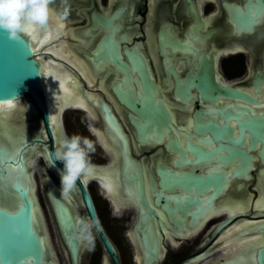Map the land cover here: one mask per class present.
Returning <instances> with one entry per match:
<instances>
[{
	"label": "flooded vegetation",
	"instance_id": "flooded-vegetation-1",
	"mask_svg": "<svg viewBox=\"0 0 264 264\" xmlns=\"http://www.w3.org/2000/svg\"><path fill=\"white\" fill-rule=\"evenodd\" d=\"M49 27L59 37L37 52L24 35L31 41L34 59L60 63L72 76L74 85H70L88 110L69 103L59 118L57 137L47 103L46 119L28 95L14 102L9 119L0 115L4 119H0V208L21 202L15 189L31 191L49 235L55 231L62 244L66 264L74 262L64 236L66 227L60 222L59 202L70 205L77 215L89 216L84 191L104 231L96 234L94 250L82 246L78 264H259L256 255L264 248V232L257 230L264 224V214H258L261 208L253 204L222 227L230 213L206 221H193L189 215L168 216L153 202L149 177L158 190V168L179 172L201 166L181 164L182 155L193 158L186 141L199 144L197 139L204 137L193 130L196 111L203 115L202 123H225L214 113L224 109L247 108L252 117L264 115V0H52ZM61 45L69 54L59 58L53 53ZM211 73L214 85L238 91L252 101L205 96L202 85L205 79L211 83ZM147 91L154 102L142 108L160 104L170 118L169 128L163 127L158 135L152 129L140 133L145 118L134 110L141 107L139 100ZM228 124L236 137V121L229 119ZM65 134L88 137L96 145L91 155L94 174L86 181L81 178L68 200L61 196L58 170L63 163L56 161L50 167L55 147ZM244 134L247 140L248 132ZM258 150L250 153L249 178L231 181L234 188L242 185L246 192H241V202H247V192H252L255 203L264 190V158ZM107 166L115 170L122 205L113 203L115 199L101 183L100 172ZM124 175L142 176L152 213L141 214L144 206L129 192ZM244 223L251 225L239 230ZM72 224L66 229L69 234Z\"/></svg>",
	"mask_w": 264,
	"mask_h": 264
},
{
	"label": "water",
	"instance_id": "water-1",
	"mask_svg": "<svg viewBox=\"0 0 264 264\" xmlns=\"http://www.w3.org/2000/svg\"><path fill=\"white\" fill-rule=\"evenodd\" d=\"M147 86L151 87L152 84L147 82ZM202 92L211 100H216L219 95H223L227 98L252 101L238 91L214 85L212 73L211 83L209 79H205ZM24 95L29 96L32 103L47 119L48 112L45 104L47 97L42 65L34 59L29 39L24 36L19 40L9 39L6 32L0 31V103L15 102ZM127 99L131 101L130 97ZM153 102V98L147 91L139 100L141 107L134 109L145 118L140 128L142 134L152 129L158 135L163 127L169 128L167 122L170 118L162 108L160 109V104L156 108H142V104ZM248 111L250 110L247 108H237V111L224 109L214 112L225 121L223 124L215 121L202 123L200 119L203 115L198 111L194 113L196 118L194 133L204 137L197 139L199 144L186 141V150L193 155V158L188 159L182 155L181 164L201 166L198 169L191 167L187 171L179 172L158 168L157 174L160 178L158 190L149 177L153 202L160 206L168 216L178 214L185 217L189 215L193 221L198 219L206 221L213 212L243 205L242 213L250 209L253 204L255 209L261 208L259 215L264 214V190H261L263 193L260 200L255 203L251 202L254 199L252 192H247V202H241L242 193H246L242 191L243 186L238 185L234 188L231 184L234 179L249 178L248 172L253 159L251 152L258 148V152L264 158V115L252 117ZM109 118L116 126L110 115ZM229 119H234L237 123L238 135L236 137L233 136V129L228 124ZM155 125L156 128H154ZM116 130L121 135L119 129L116 128ZM55 131H57L55 132V137H57L59 130ZM245 131L249 135L247 140ZM207 134H209L208 137H206ZM234 165L239 168H235ZM204 166L206 170H203ZM124 176L130 185L129 192L144 206L145 211L141 214L152 213V208L146 203L142 176ZM100 177L101 180L115 182L120 194V185L116 179L115 170L111 166L102 168ZM134 182L137 186H134ZM14 192L21 202H9L7 207L0 212V264H59L37 200L27 189H15ZM83 199L89 217H97L86 191L83 192ZM59 214L61 224L66 229L71 224L69 220L73 219L74 223L77 216L74 209L64 202H59ZM237 217L239 214L230 213L229 219L221 223L220 227ZM203 223L200 224L199 229ZM250 225V223H244L239 225V228H246ZM66 229L64 236L70 246L73 262L78 264V252L83 244L71 240V234ZM257 230L264 232V224L257 227ZM101 238L107 250L113 253V247L104 234H101ZM256 260L259 264H264V248L258 250Z\"/></svg>",
	"mask_w": 264,
	"mask_h": 264
},
{
	"label": "clouds",
	"instance_id": "clouds-1",
	"mask_svg": "<svg viewBox=\"0 0 264 264\" xmlns=\"http://www.w3.org/2000/svg\"><path fill=\"white\" fill-rule=\"evenodd\" d=\"M52 0H0V31L6 32L9 39L19 40L34 30L46 31L49 27V5ZM66 14V13H65ZM91 130V129H90ZM93 140L79 134L59 139L53 153V161L63 163L60 175L61 196L68 200L77 188V182L84 176H92L96 166L91 155L95 153ZM47 159V157H45ZM35 163V162H33ZM104 231L98 217L77 215L72 224L70 239L94 250L96 234Z\"/></svg>",
	"mask_w": 264,
	"mask_h": 264
},
{
	"label": "bare ground",
	"instance_id": "bare-ground-1",
	"mask_svg": "<svg viewBox=\"0 0 264 264\" xmlns=\"http://www.w3.org/2000/svg\"><path fill=\"white\" fill-rule=\"evenodd\" d=\"M59 24V23H57ZM63 24V23H62ZM60 25V24H59ZM63 28V27H62ZM69 31V30H68ZM67 31V32H68ZM66 34V33H65ZM74 34V33H72ZM71 34V35H72ZM26 36L29 37V39L35 44L34 45V51H38L42 46L48 45L50 42H52L53 40L57 39L59 37L58 31L52 27H48V29L46 31L44 30H34L32 33L30 34H26ZM69 36V34L67 35ZM75 38V35H74ZM30 41V42H31ZM64 42V41H63ZM62 44V43H61ZM49 46V45H48ZM70 46V45H69ZM72 47V46H71ZM67 48V47H66ZM50 49V48H48ZM56 50H58L59 52L61 51V54H59V52H54L53 54H55L57 57L62 58V56L64 55H68L69 53L66 51L65 49V45H61L59 47V49L57 48ZM70 50V49H69ZM50 51L53 52L52 48L50 49ZM72 53V51H70ZM77 52V51H75ZM74 54V53H72ZM77 54V53H76ZM66 57V56H65ZM68 58V57H67ZM70 58V57H69ZM40 60V59H39ZM73 60V59H72ZM81 60V59H79ZM71 61V60H70ZM75 61V60H74ZM78 61V60H76ZM72 62V61H71ZM41 65H42V72H43V78H44V84H45V91H46V97H47V103H48V109L49 112L51 114V123H55L56 124V128L58 129V122H59V118L64 110V108L69 104V103H80L81 102V98H79L77 96V91H74V87L71 86L70 84L74 85V81L71 78L72 76L64 70V67L60 64V63H56V62H52L49 58L44 59L43 61L41 60ZM75 64V62H73ZM85 63V62H83ZM77 64V62H76ZM89 64V63H88ZM79 66V64L77 65ZM90 66V65H89ZM82 68V67H81ZM87 68V67H85ZM84 69V68H83ZM82 69V70H83ZM88 69V68H87ZM86 69V70H87ZM81 70V71H82ZM89 72V70H87ZM70 72V71H69ZM87 72V73H88ZM93 73V72H92ZM89 75V74H88ZM86 75V77L88 76ZM91 77V76H90ZM76 80V79H74ZM94 80V79H93ZM91 84V81H89ZM233 82V81H232ZM79 83V82H78ZM94 84V83H93ZM65 89H67V92L65 91ZM92 96V94H89ZM98 99V98H97ZM83 100V99H82ZM96 100V99H95ZM93 101V100H92ZM21 102V101H20ZM19 102V103H20ZM85 102V101H83ZM94 102V101H93ZM95 103V102H94ZM14 102H7V103H0V115H4L6 120L9 119V116L12 112V108H14ZM96 104V103H95ZM20 106V105H19ZM72 106V105H71ZM74 106V105H73ZM117 106V105H116ZM118 109V108H117ZM120 113V112H119ZM121 114V113H120ZM27 115V113H26ZM23 116V115H22ZM27 117V116H26ZM29 117V115H28ZM57 118L56 121L53 120V118ZM2 117H0L1 119ZM3 119V118H2ZM4 120V119H3ZM3 122V121H1ZM9 124V123H8ZM7 124V125H8ZM5 125V126H7ZM4 126V125H3ZM9 127V125H8ZM16 130V129H15ZM14 132V131H13ZM101 134V133H100ZM12 135V134H11ZM103 137V136H101ZM106 138V137H105ZM105 141V140H104ZM102 142V141H101ZM108 142V141H107ZM106 142V144H107ZM103 144V143H102ZM104 146V145H102ZM106 147V146H105ZM108 147V146H107ZM106 149V148H105ZM111 149V148H110ZM113 149V148H112ZM114 150V149H113ZM116 150V149H115ZM114 150V151H115ZM114 161V160H113ZM90 179V178H89ZM109 181L106 180H101L102 185L104 186V188L106 189L107 194H109V196L112 197V199H115V202H113L116 205H122L124 204V202H118L120 200H122L119 191L117 189V186L115 184V182H112L115 185V191L113 193H109L108 189L105 187L106 183ZM57 194V193H56ZM54 195V194H53ZM52 195V196H53ZM54 197V196H53ZM52 198V197H51ZM55 199V198H54ZM53 199V200H54ZM57 200V199H56ZM54 200V201H56ZM109 200V199H108ZM257 200H260L257 199ZM53 201V202H54ZM58 201V200H57ZM65 203V202H64ZM69 203V202H68ZM53 204V203H52ZM55 205V203H54ZM125 206V205H124ZM123 207V206H121ZM127 208V207H126ZM243 205L240 206H236V207H232V208H228V209H224V210H220V211H216L213 212L212 216H220L222 214H226V213H231V214H240L242 211ZM56 210V209H55ZM51 211V210H50ZM57 213V211H56ZM52 215V213H51ZM66 217L69 218L66 214ZM210 217V218H211ZM60 218V217H59ZM209 218V219H210ZM212 219V218H211ZM61 220V219H60ZM59 220V221H60ZM209 221V220H208ZM61 222V221H60ZM72 224V223H71ZM70 224V225H71ZM62 225V224H61ZM64 226V225H63ZM201 229V228H200ZM237 229V228H236ZM235 229V230H236ZM240 230V228H238ZM231 231H228V234ZM232 234V233H231ZM226 235V234H225ZM192 236V235H191ZM230 236V235H229ZM131 237V236H130ZM168 238V237H167ZM173 239V238H172ZM175 240V239H174ZM236 239H234L233 241H235ZM253 241V240H252ZM176 242V241H175ZM251 242V241H250ZM227 244V243H226ZM68 254V252H67ZM136 254V253H135ZM161 255V254H160ZM69 256V255H67ZM137 258V257H136ZM66 259V258H65ZM196 262V260H195ZM208 262V261H207Z\"/></svg>",
	"mask_w": 264,
	"mask_h": 264
},
{
	"label": "rangeland",
	"instance_id": "rangeland-1",
	"mask_svg": "<svg viewBox=\"0 0 264 264\" xmlns=\"http://www.w3.org/2000/svg\"><path fill=\"white\" fill-rule=\"evenodd\" d=\"M102 205L105 207V203ZM79 212H83V211L80 210ZM123 213L127 214V212H123ZM50 236H51L50 238H52V240H53L52 245H53V249L55 251V254L57 256L58 261L60 262V264H66L65 263L66 261H65L64 255H63V251H62L63 250L62 244H61L60 240L58 239V236H56L55 231L52 230Z\"/></svg>",
	"mask_w": 264,
	"mask_h": 264
},
{
	"label": "snow or ice",
	"instance_id": "snow-or-ice-1",
	"mask_svg": "<svg viewBox=\"0 0 264 264\" xmlns=\"http://www.w3.org/2000/svg\"><path fill=\"white\" fill-rule=\"evenodd\" d=\"M52 15L54 16V13ZM253 15H255V13H253ZM61 27H63L62 24H61ZM65 91L67 92V89H65ZM77 106L78 107H84L86 110H88L86 105L83 104V102L78 103ZM56 119L57 118H55V117L53 118L54 121H56ZM89 178H91V177L90 176H84V177H82V180L86 181ZM105 187L108 189L109 193H113L115 191V185L111 181L107 182ZM2 211H3V209H0V212H2Z\"/></svg>",
	"mask_w": 264,
	"mask_h": 264
}]
</instances>
